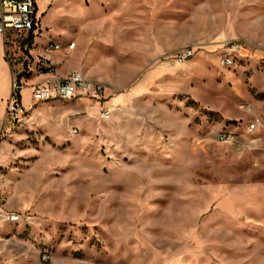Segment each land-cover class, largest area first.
<instances>
[{"label":"rangeland","instance_id":"374dc122","mask_svg":"<svg viewBox=\"0 0 264 264\" xmlns=\"http://www.w3.org/2000/svg\"><path fill=\"white\" fill-rule=\"evenodd\" d=\"M112 1L38 0L39 44L67 43L95 18L128 19L129 55L110 72L121 87L107 93L120 101L108 118L88 100L34 104L22 78L26 113L13 122L0 35V174L9 190L0 203L20 193V210L34 217L2 230L4 261L264 264V0H130L122 15ZM225 41L242 45L230 66ZM157 45L158 60L141 63ZM185 48L194 55L170 64ZM225 130L239 138L219 141Z\"/></svg>","mask_w":264,"mask_h":264},{"label":"built area","instance_id":"2783aa9c","mask_svg":"<svg viewBox=\"0 0 264 264\" xmlns=\"http://www.w3.org/2000/svg\"><path fill=\"white\" fill-rule=\"evenodd\" d=\"M40 17L38 0H0V35L4 37L6 55L11 64L13 76L12 95L7 105V115L13 122L22 119L26 110L17 92L23 87L21 80L38 76L44 79L30 85L34 104L88 100L102 108L104 117H110L114 108L109 104V96L104 84L91 80L81 70L58 76L52 59L45 55L32 54L35 38L40 31ZM15 36H19L20 39H14ZM75 46V42L72 41L64 46L58 40L49 39L44 44L43 50L46 54H51L65 47L73 50ZM241 49L242 45L238 41L223 42L222 63L228 66L233 65V58ZM194 52L192 48L182 49L170 58L169 63L175 65L177 62H184L190 59ZM258 125L259 120L247 124L245 133L252 134L257 130ZM238 138L239 135L230 130L218 133V140L222 142H234ZM33 221L34 217L28 209L13 211L4 203H0V230L10 224H30Z\"/></svg>","mask_w":264,"mask_h":264},{"label":"crops","instance_id":"0c3cea01","mask_svg":"<svg viewBox=\"0 0 264 264\" xmlns=\"http://www.w3.org/2000/svg\"><path fill=\"white\" fill-rule=\"evenodd\" d=\"M107 2L110 4L113 1L107 0ZM120 3V6H114V8H112L113 11L115 10L113 14L122 15V12H120L118 8L127 7V9H129V6L133 5L130 0H121ZM42 8H44V6ZM127 11L128 13H130V9ZM44 13L45 11L43 10V13L40 17V31L38 35L42 34V20ZM100 16H102V13ZM94 20L95 23L89 26V31H80L78 32L79 35H77L79 37L75 36L70 41H67V43L71 41L75 42L76 46L73 50H68L65 47L60 51L53 52L51 54H46L43 49L44 44L49 39L58 40L62 42L64 46H66L67 44L66 42H63L60 38L48 36L46 38L44 37V42L40 44L38 42V37H36L32 52L34 53V55H45L46 57L52 59L56 66V74L58 76H64L70 71L81 70L91 80L99 81L104 84L106 86L107 93L110 94L111 92H114L115 90H118L121 87L120 83L118 81H115L110 74L113 69L111 67V64L115 62H126V60L121 59V57L124 56L125 58H127L129 55V28L127 22L128 19L126 18L127 21L125 19H121L120 24L116 23L115 20H109L106 16L104 18H95ZM100 20H103V22H99ZM72 52L75 53L74 57L72 59H66L67 54H70ZM160 54L161 48L159 45H157L152 48V50L148 51L146 55H143V58L142 60H140V62H155L160 57ZM61 55L64 57V60L63 58H61ZM157 75L158 72H156L153 77L154 81ZM43 79L44 77L32 76L31 78L26 79V81L29 85H32L36 82L42 81ZM145 86L146 84L140 86L138 88V93H142L146 89ZM119 101V97H117L111 99L110 103L116 104ZM6 186L8 185L4 183L2 175L0 174V190L4 192L7 191L8 188ZM6 195L8 199L6 200L7 203L5 205L13 211H19L22 208L21 204L23 203L20 193H18L17 195L10 193ZM4 229L0 230V264H25L23 259H20L18 261L16 260L17 263H14L15 261H11L8 263L4 261L7 255V252L5 250V241H2L5 233L2 230Z\"/></svg>","mask_w":264,"mask_h":264}]
</instances>
